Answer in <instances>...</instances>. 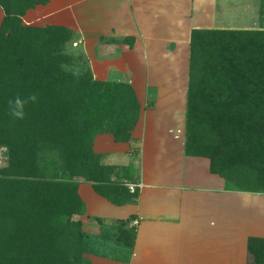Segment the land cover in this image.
<instances>
[{
    "label": "trees",
    "instance_id": "16d2710c",
    "mask_svg": "<svg viewBox=\"0 0 264 264\" xmlns=\"http://www.w3.org/2000/svg\"><path fill=\"white\" fill-rule=\"evenodd\" d=\"M39 1L0 0V264H83V234L69 219L83 209L79 183L115 204L139 194L125 183L129 168L100 162L92 137L128 139L139 104L129 84L66 68L69 28L22 23ZM16 97L28 100L23 119L11 115ZM185 131L186 153L208 157L232 188L264 192V30H191ZM127 222L111 225L115 246L96 253L129 251L136 232ZM246 247L251 264H264V237L248 236Z\"/></svg>",
    "mask_w": 264,
    "mask_h": 264
},
{
    "label": "crops",
    "instance_id": "0c3cea01",
    "mask_svg": "<svg viewBox=\"0 0 264 264\" xmlns=\"http://www.w3.org/2000/svg\"><path fill=\"white\" fill-rule=\"evenodd\" d=\"M50 2L35 5L43 8ZM56 2L62 5L59 12L44 17L39 26L60 25L72 31L71 66L90 69L96 80L129 84L139 104L128 139L117 140L105 131L92 141L102 164L116 170L129 168L125 183L139 188L137 199L115 204L87 181H81L77 189L85 217H92L97 226L128 220L125 228L134 227L136 232L133 246L126 247L129 251L117 250L119 255L124 253L120 257L86 255L88 264H183L187 256L183 244L192 242L200 243L194 249L193 254L198 251L194 261L231 263L224 255L230 222L240 216L239 204L258 192L227 186L222 175L211 171L208 157L185 151L191 30L236 28L230 27L231 20L218 22L223 20L219 0ZM258 7L260 14L259 0ZM90 17H96L95 21ZM245 232L246 242L250 234L264 235L257 225ZM110 244L115 246L114 241Z\"/></svg>",
    "mask_w": 264,
    "mask_h": 264
},
{
    "label": "rangeland",
    "instance_id": "374dc122",
    "mask_svg": "<svg viewBox=\"0 0 264 264\" xmlns=\"http://www.w3.org/2000/svg\"><path fill=\"white\" fill-rule=\"evenodd\" d=\"M239 1H242V3H239ZM56 0H51L50 4L46 5L45 7H38L35 5L33 8L34 10L29 11L28 9L32 7H28L26 11L28 10V14H23L21 16L22 18V23L24 24H31V25H36L38 24H43L44 17H48L50 15H54L55 13L59 12L60 10V5L59 2H56ZM37 4V3H36ZM39 4V3H38ZM253 4V5H252ZM260 4V3H259ZM258 0H219V3L217 5L218 12H223V15H221L220 19L223 20H218L219 23L224 22V20H231L229 21L232 22L230 27L235 26L236 28L233 29H244V30H264V14L261 16L258 14ZM0 9L3 12V16L0 11V27L2 24V20L4 19V9L3 7L0 6ZM237 10L239 12H237ZM245 10V11H244ZM217 12V13H218ZM236 14H233L235 13ZM89 14V12H88ZM248 15V16H247ZM252 16V18L249 17ZM246 16V19L244 18ZM91 21H95L96 17H90ZM237 19V20H236ZM60 23L62 22L61 18L56 19ZM234 20V21H233ZM245 20V21H244ZM217 22V23H218ZM53 24V23H52ZM74 64V63H73ZM67 69H73L75 73H80L81 70H77L71 65H66ZM76 70V71H75ZM97 133H95L92 137L91 140V146H92V141L93 138L95 137ZM186 135V131H185ZM186 139V136H185ZM93 149V147H92ZM94 151V150H93ZM196 155H201V154H196ZM203 156V155H201ZM5 159H7L6 155V149L4 147H0V166H2L5 162ZM115 179V176L113 177ZM227 181V180H226ZM227 186L230 185L229 181H227ZM253 197L249 196L247 197V201H244L239 204V211H240V216L237 218L233 219L230 223L229 229L231 230V236L229 237L230 242L228 241L226 243V250L224 255L226 257H229L232 262L229 264H251L252 262V256L250 253H247V247L245 246V240H246V232L247 228L249 226H255L257 225L258 229H261L262 234H264V192H258L255 193ZM251 202L253 203V207L250 206ZM261 206L262 209L257 210ZM84 207V205H83ZM262 211V214H261ZM70 221L72 223H78V230H80V233L83 234L82 240H83V245L87 250L84 252L82 251V262L83 264H88V258H86V255L96 253V252H103L107 251L110 248V240L107 236V234H110L111 232H114L116 230V226H108L104 227V225H99L97 226L94 222V219L92 217L87 218L85 217L84 214V209L80 213H73L69 217ZM99 223V221H98ZM72 228H76L75 225H71ZM115 228V230L113 229ZM245 234V236L243 235ZM251 235V234H250ZM248 235V236H250ZM264 237V235H260ZM200 243H195L192 242L190 243H185L183 246L185 247V252L184 254L187 255L184 260L183 264L188 263V264H201V261L196 262L194 259L198 254V251L196 252V255L194 253V249L199 248ZM230 247V249L228 248ZM234 247V248H233ZM246 247V250H245ZM230 250V252H229ZM72 252H77L75 251V248L73 247ZM246 253V255H245ZM120 257V256H119ZM238 257V260L234 258ZM87 262V263H86ZM202 264H221V262L216 261H205ZM224 264V263H223Z\"/></svg>",
    "mask_w": 264,
    "mask_h": 264
},
{
    "label": "clouds",
    "instance_id": "9594fccd",
    "mask_svg": "<svg viewBox=\"0 0 264 264\" xmlns=\"http://www.w3.org/2000/svg\"><path fill=\"white\" fill-rule=\"evenodd\" d=\"M28 99L35 100V96H31ZM28 102L26 99H22L20 97H16L14 101H10V106L12 107L11 115L18 119H23L24 117V105Z\"/></svg>",
    "mask_w": 264,
    "mask_h": 264
},
{
    "label": "bare ground",
    "instance_id": "6f19581e",
    "mask_svg": "<svg viewBox=\"0 0 264 264\" xmlns=\"http://www.w3.org/2000/svg\"><path fill=\"white\" fill-rule=\"evenodd\" d=\"M234 248V247H233ZM209 262V261H208Z\"/></svg>",
    "mask_w": 264,
    "mask_h": 264
},
{
    "label": "built area",
    "instance_id": "2783aa9c",
    "mask_svg": "<svg viewBox=\"0 0 264 264\" xmlns=\"http://www.w3.org/2000/svg\"><path fill=\"white\" fill-rule=\"evenodd\" d=\"M136 222V221H135Z\"/></svg>",
    "mask_w": 264,
    "mask_h": 264
}]
</instances>
